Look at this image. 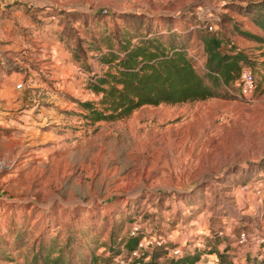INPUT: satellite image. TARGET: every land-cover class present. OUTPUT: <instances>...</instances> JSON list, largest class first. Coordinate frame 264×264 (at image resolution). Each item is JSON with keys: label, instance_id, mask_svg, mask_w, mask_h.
Listing matches in <instances>:
<instances>
[{"label": "rangeland", "instance_id": "374dc122", "mask_svg": "<svg viewBox=\"0 0 264 264\" xmlns=\"http://www.w3.org/2000/svg\"><path fill=\"white\" fill-rule=\"evenodd\" d=\"M201 1L26 0L27 8L0 12V264L60 249L64 264H90L134 219L146 234L189 233L190 250L197 239L200 249L226 242L220 227L264 234V199L253 187L264 190V42L234 29L264 37L253 21V4L264 0H207L222 7L224 49L247 55L251 99L143 104L95 121L79 103L98 106L101 94L78 67L104 74L99 55L153 22L185 31Z\"/></svg>", "mask_w": 264, "mask_h": 264}, {"label": "trees", "instance_id": "16d2710c", "mask_svg": "<svg viewBox=\"0 0 264 264\" xmlns=\"http://www.w3.org/2000/svg\"><path fill=\"white\" fill-rule=\"evenodd\" d=\"M253 8L257 11L253 21L264 30V1L253 4ZM151 19L155 20L154 17ZM221 22L222 18L219 24ZM219 24L213 31L192 28L190 25L183 32H175L174 26L164 27L153 22L144 33L120 37L115 46L98 57L109 68L91 82L92 89L101 94L99 105L91 100L79 101L80 105L89 111L95 121L123 117L143 104L181 103L215 96L235 97L226 90V86H233L230 82L239 78L242 68L247 66L248 58L236 45L229 43V48L224 49L223 45L229 41H225L221 35ZM236 28L248 38L264 42V37L234 24ZM195 30L198 31V40L194 44ZM181 35L184 38L179 40ZM188 49L194 52L189 54ZM241 228H236L234 232L237 234ZM140 236L131 235L130 230L122 235L120 241L117 236H112L103 242L106 254L92 252L90 264H199L205 252L217 255V261L206 264H236L229 251L234 242L232 237H224L226 242L223 248L211 245L207 249L195 247L190 250L182 246L183 254L173 255L171 248L178 244L171 242L168 245L142 248L138 255H133L132 251L137 248ZM69 242L70 239L67 240ZM121 243L127 249L124 257L119 255ZM61 253L62 249L54 254L50 251L43 254L36 252L31 264H37L40 257L45 263L64 264ZM116 257H121L124 263L117 262ZM243 264H264V252L247 251Z\"/></svg>", "mask_w": 264, "mask_h": 264}, {"label": "built area", "instance_id": "2783aa9c", "mask_svg": "<svg viewBox=\"0 0 264 264\" xmlns=\"http://www.w3.org/2000/svg\"><path fill=\"white\" fill-rule=\"evenodd\" d=\"M222 7L218 3L208 2L207 0H203L197 4L194 10V21L193 24H190L192 28H202L207 29L209 31H213L218 27V24L222 18ZM194 52L193 49H188V53L192 54ZM198 63H201L200 59H197ZM106 66L105 63H101L100 67ZM79 73L84 76L85 80L91 82L95 81L97 77L101 75V72L97 69H84L78 67ZM236 86H226V90L233 94L235 97L251 99L255 88H256V78L253 70L249 66H244L240 72L239 78L236 81ZM22 83L17 82L16 86L21 87ZM230 116L226 114L219 115L218 119L220 121L229 119ZM264 176V171L261 173ZM264 178V177H263ZM247 184H242L241 189H246ZM254 191L257 195L264 199V190L261 184H255ZM130 234L137 235L141 234L138 242L137 248L132 251L133 255H138L139 250L142 248L152 247L154 245H168L171 241L169 234H157L155 232H150L146 234L142 228L140 222L136 219L131 222L130 225ZM204 230L200 229L199 233H203ZM215 234L223 237H232L234 238V242L239 246H248L249 244H254L256 246H264V234L260 232L258 229H247L242 227L239 232L236 234L234 231L225 230V228L220 227L215 230ZM192 246L195 247H204V244L201 239H197L192 243ZM171 254L173 255H182L183 248L181 245H175L171 248ZM206 259H200L199 264H206L207 262L217 261V255L214 253L205 254ZM115 260L119 263H124L121 257H116Z\"/></svg>", "mask_w": 264, "mask_h": 264}, {"label": "crops", "instance_id": "0c3cea01", "mask_svg": "<svg viewBox=\"0 0 264 264\" xmlns=\"http://www.w3.org/2000/svg\"><path fill=\"white\" fill-rule=\"evenodd\" d=\"M19 7L27 8L28 6L26 4V0H0V12L8 11V10H10L12 12L13 11H17ZM241 227H243V226H241ZM176 235L177 236L175 238L171 239V242L173 244H178V245H181V246H184V247H186V245H187V247L190 246V244H186V243H190L189 241L192 240V236H190L189 233L181 232L180 234H176ZM213 245H216L219 248H223V246L225 245V242L224 241H221V242H218V243L215 242V244H213ZM207 247H210V246H207ZM261 249H262L261 246H254V247H249L247 249V251L250 250L251 252H255V251H258V250L261 251ZM243 250H244V248H242L241 246H238L236 250L230 249L229 251L231 253H233L235 251L237 253H239V255H238L239 260L243 262L244 261V256L242 254H240V253H243ZM262 251L264 252V249H262ZM208 253H210V252H205V253H203V255L208 254ZM236 257H237V254L233 258V260L236 259Z\"/></svg>", "mask_w": 264, "mask_h": 264}]
</instances>
